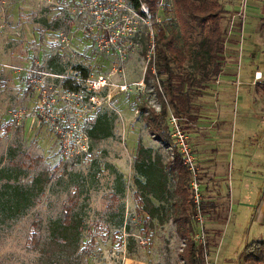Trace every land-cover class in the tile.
Listing matches in <instances>:
<instances>
[{"label":"rangeland","instance_id":"374dc122","mask_svg":"<svg viewBox=\"0 0 264 264\" xmlns=\"http://www.w3.org/2000/svg\"><path fill=\"white\" fill-rule=\"evenodd\" d=\"M220 2L221 73L237 80L249 68L254 81V68L264 67V0ZM172 16L159 6L158 22L169 26ZM151 35L150 21L125 0H0V264H52L31 247L30 235L34 228L41 242L46 239L70 196L84 224L81 264H182L183 240L170 219L174 197L149 196L162 205L161 219H148L138 207L136 178L144 180L135 167L138 142L151 149V158L165 162L171 154L152 138L138 110L141 103L159 108L156 80L148 75L144 82ZM100 75L107 85L89 90ZM253 88L241 85L240 91ZM212 90L198 98L199 106L213 100ZM256 91L264 99L263 90ZM238 115V125H263L252 112L248 120ZM96 125L108 135L93 136ZM221 202L208 211L217 214L215 223L205 216L204 241L196 242L194 233L192 240L205 264H239L245 244L264 238V221H252V211L236 202Z\"/></svg>","mask_w":264,"mask_h":264},{"label":"trees","instance_id":"16d2710c","mask_svg":"<svg viewBox=\"0 0 264 264\" xmlns=\"http://www.w3.org/2000/svg\"><path fill=\"white\" fill-rule=\"evenodd\" d=\"M125 4L150 21L153 54L147 62L144 82L149 84L148 75L156 80L154 91L159 108L141 103L138 110L152 138L168 147L171 153L162 162L159 155L151 158V149L138 142L135 167L144 179L136 178L138 207L148 219H161L162 205H155L149 196L159 201L173 196L174 209L170 219L183 240L179 259L182 264H205L202 247L192 240L195 232L192 220L194 206L189 188L191 177L180 153L171 143L167 117L173 113L181 118L183 129L198 118V98L222 71L225 32L221 21L225 9L220 0H170V8L168 1L163 0H125ZM160 5L166 12L168 9L173 12L169 26L157 21ZM146 37L149 41L148 34ZM187 61L190 64L185 66ZM261 88L264 91V85ZM102 129L101 125H96L93 136L108 135ZM169 180L172 181L171 190L167 187ZM68 201L72 203L64 206L61 217L49 224L46 239L41 242L34 228L30 235L31 247L39 249L41 258L52 264H81L77 249L84 224L73 212L76 197L70 196ZM201 210L205 215L207 210L203 200ZM33 227L38 229L37 223ZM238 261L239 264H264V238L247 242Z\"/></svg>","mask_w":264,"mask_h":264},{"label":"crops","instance_id":"0c3cea01","mask_svg":"<svg viewBox=\"0 0 264 264\" xmlns=\"http://www.w3.org/2000/svg\"><path fill=\"white\" fill-rule=\"evenodd\" d=\"M254 70L260 73L254 81L249 68L240 70L237 80L219 74L212 84L216 95L213 100L201 101L198 118L187 128L199 166L200 191L207 210L204 219L210 217L214 223L217 214L211 216V212L218 210L222 200H227V205L236 202L247 207L252 211V221H264V99L256 93L264 85V67ZM242 71L246 75L242 76ZM241 85L254 88L241 93ZM250 112L255 118L258 116L257 124L261 121L263 125L249 126L245 122L238 125V114L248 120ZM221 184L229 186L227 193L221 190ZM230 219L228 215L223 221Z\"/></svg>","mask_w":264,"mask_h":264},{"label":"built area","instance_id":"2783aa9c","mask_svg":"<svg viewBox=\"0 0 264 264\" xmlns=\"http://www.w3.org/2000/svg\"><path fill=\"white\" fill-rule=\"evenodd\" d=\"M240 15V13H239ZM259 74V73H257ZM256 76V75H255ZM260 77V74H259ZM107 79L103 76H98L96 79L90 82V89H100L107 85ZM181 118L175 116L173 113H169L167 117L168 129H169V137L172 145H174L177 151L180 153L182 157V162L186 166L187 170L190 174V195L192 198V203L194 206V214L192 218L195 219L196 224L199 223V233H194L193 239L196 242L204 241V215L201 211V201H202V193L199 189V170L198 165L196 163L195 155L193 152V147L189 140L188 134L185 129L181 127L180 124Z\"/></svg>","mask_w":264,"mask_h":264}]
</instances>
